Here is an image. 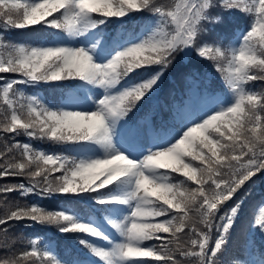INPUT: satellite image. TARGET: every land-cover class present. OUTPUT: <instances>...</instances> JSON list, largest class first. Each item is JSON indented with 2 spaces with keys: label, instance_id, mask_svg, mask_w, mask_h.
Returning <instances> with one entry per match:
<instances>
[{
  "label": "snow or ice",
  "instance_id": "snow-or-ice-1",
  "mask_svg": "<svg viewBox=\"0 0 264 264\" xmlns=\"http://www.w3.org/2000/svg\"><path fill=\"white\" fill-rule=\"evenodd\" d=\"M144 13L153 25L138 35L106 34L113 19L125 25L129 16ZM220 13L250 22L229 38L206 27L223 23ZM37 26L63 38L12 40V31ZM184 56L211 62L226 91L206 108L183 113L171 129L149 134L147 124L131 121L130 114ZM138 71L146 77L130 79ZM0 73L22 77H0V132L63 149L49 154L17 141L8 152L19 150V158L0 165V177L26 175L31 186H5L0 193L38 189L42 197L74 194L80 202L71 212L17 206L0 218V230L7 233L10 223L25 219L56 226L61 234H79V245L99 264H184L187 258L222 264L243 198L221 209L264 173V87H250L264 85V0H0ZM53 82L103 94L85 95L90 106L75 110L81 104L75 92L52 105L17 88ZM247 228L264 236V212ZM151 241L158 243L146 244ZM29 244L0 264H96L63 261L38 247L37 239Z\"/></svg>",
  "mask_w": 264,
  "mask_h": 264
},
{
  "label": "trees",
  "instance_id": "trees-1",
  "mask_svg": "<svg viewBox=\"0 0 264 264\" xmlns=\"http://www.w3.org/2000/svg\"><path fill=\"white\" fill-rule=\"evenodd\" d=\"M158 2L169 4L171 0H158ZM220 14L223 17V23L214 26L206 25V27H214L216 32L229 38L233 36L236 29L245 27L250 22V18L245 15ZM150 25H153V21L147 13L133 14L127 18L125 25H121L119 21L113 19L107 26L106 34L127 31L128 35L134 37ZM58 36H63V34L52 29H41L38 26L11 32L12 40L23 44H38L41 39L52 41ZM229 42L230 39H226L224 45L227 46ZM153 70H149V73ZM146 75V73L138 71L130 79L139 80L145 78ZM0 77L5 80L22 78L20 74L16 73H0ZM3 82L4 80H0V84ZM250 87L259 91L264 85L257 81ZM17 88L23 91L26 96L35 95L45 103L52 105L61 104L69 92H75L82 99L88 95L85 89L69 88L67 82L42 83L37 86L17 85ZM225 91L222 78L211 62L198 60L195 57L190 60L188 56H184L175 61L164 73L158 88L148 100L140 104L130 114V120L140 122L149 119L152 129H171L180 122L179 114L184 109L187 110L193 94L197 93L199 97L209 99L221 96ZM17 141L21 144L31 143L35 149L45 150L49 154L63 151L60 146L49 141L30 139L23 134L13 137L11 134L0 132V153H5L0 157V165H5L6 160L14 162V158H19V150L13 148L11 152H8V149L12 148V145ZM60 174V172H56L52 178ZM20 183L25 184L26 187L31 186L30 179L26 175L0 177V188ZM241 198H243V205L239 211V218L231 229L222 256L219 257L222 264H245V262L252 264L255 259L262 258L264 260V236L259 231H250L247 228L254 216H259L261 212H264V173H258L249 182H246L237 195L224 205L220 214L231 208ZM33 204L43 206L47 210L68 209L71 212L79 210L80 202L74 194H53L50 197H42L38 189L33 194L23 196L19 190L7 195L0 193V218L10 215V212L16 210L17 206L31 207ZM8 228L7 233L0 230V261L29 250V241L32 239L38 240V247L49 248L63 261L85 259L86 250L78 243L79 234H61L56 226L34 223L29 219L10 223ZM88 239L92 238L88 237ZM184 239L186 238H182V242ZM150 243L158 242H146V244ZM5 245L8 246V251L4 250ZM25 264H31V261H27ZM149 264H156V262L149 260ZM184 264H194V261L192 258H187Z\"/></svg>",
  "mask_w": 264,
  "mask_h": 264
},
{
  "label": "rangeland",
  "instance_id": "rangeland-1",
  "mask_svg": "<svg viewBox=\"0 0 264 264\" xmlns=\"http://www.w3.org/2000/svg\"><path fill=\"white\" fill-rule=\"evenodd\" d=\"M58 38H63V36H58L56 39H58ZM56 39H54V40H56ZM54 40H52V41H54ZM85 91H86V93L88 94V96H93V95H95L96 97H100V96H102V94H103V90H102V89H100V90L93 89L91 92H88V91L85 89ZM79 97H80V96H79ZM191 98H192V101H191V104H190L189 107H188V110L183 111V112L181 113V115H182L183 113L191 112V111H193V110L204 109V108H206V107L210 104L211 100L213 99V98H209L208 100L201 99V98L198 96L197 93L193 94ZM80 99H81V104H80L79 108H77V109H75V110L85 109V108H88V107L90 106L87 102H84V101H83L82 97H80ZM181 115L179 116V118L181 117ZM149 121H150L149 119H146V120L142 121L141 124H142V125H143V124H147L148 133L150 134V133H151V123H150ZM105 231H106L109 235H115L114 231H113L110 227H107V226H106V227H105ZM98 245L103 246V245H105V242H104V241H100V242L98 243ZM88 260H94V259H93V258H89ZM96 264H99V261H96ZM253 264H263V262H262L261 259H259V260H255V261H253Z\"/></svg>",
  "mask_w": 264,
  "mask_h": 264
}]
</instances>
